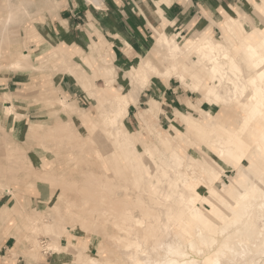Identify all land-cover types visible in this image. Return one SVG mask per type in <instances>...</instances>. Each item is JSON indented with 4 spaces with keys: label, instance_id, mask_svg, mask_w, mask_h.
Masks as SVG:
<instances>
[{
    "label": "bare ground",
    "instance_id": "6f19581e",
    "mask_svg": "<svg viewBox=\"0 0 264 264\" xmlns=\"http://www.w3.org/2000/svg\"><path fill=\"white\" fill-rule=\"evenodd\" d=\"M90 1L97 2V0ZM249 1L254 5L255 17L248 13L240 17L228 16L221 25L225 35L221 41L206 32L180 45L175 37L161 32L156 45L157 49H167L168 53L164 57L166 66L160 70L151 62L145 63L143 68L137 63L132 67L129 88L124 86L116 88L114 83L117 75L112 71L113 68L105 70L106 100L102 101L100 96H96L93 92L90 97L97 98L101 108L96 116L89 117L83 114L81 117L82 125L93 127V131L88 136L75 133L72 128L74 117L65 100L61 101L62 109L68 111L71 119L47 128V133H52L56 138L60 133L62 139L67 138V141L76 143L80 150H84L88 146L94 148L92 141H96V134L99 132L98 138L104 136L107 141H111L113 147L119 151L120 158L129 165L130 176H133L132 172L134 175L139 174L134 181L136 188H141V194L147 192V185L150 182L149 189H154L153 202H143L144 198L136 196L138 200L136 207L124 206L118 212L114 203L121 201V198L115 200L114 194L110 193L112 186L107 182L102 184L98 179L94 181V188L103 191L101 196L95 199L96 206L92 209L93 221L98 225L97 234L101 235L103 244L114 248L119 258L116 261L107 259L104 263V259L100 260L99 256L89 255L83 264H232L228 253L248 264L246 258L252 250L247 245H242L240 249L227 241L219 244L217 242L219 238L228 234L231 226L235 225H238L236 234L249 237L251 243L259 247V252L264 254V27L255 25L260 22L258 17L264 21L260 12V7L264 8V0L262 3L256 2L257 5L253 0ZM19 5L12 7L8 0H0V13H3L0 14V43L9 27L24 23L30 15L29 4L20 1ZM6 7L7 11H5ZM254 18L258 20L257 23ZM246 25L253 28L247 30ZM231 39L236 41V47L230 44ZM28 52L18 53V56H21L13 61L9 69L12 71L29 69L25 62L32 56L31 52ZM58 53L53 62L58 68H62L66 55L62 51ZM242 53L244 55H241ZM193 55L197 58L196 62L191 60ZM2 57L0 51V70ZM179 64L182 71L179 70ZM191 66L194 67L192 72L189 71ZM73 69L69 70V73ZM194 71L196 85L192 86L193 91L204 89L205 100L212 105L223 103L224 106L230 107L232 104V107L238 105L248 110L252 122L249 123L245 133L242 135V132L227 123L229 120L221 121L213 117L210 112L206 113L205 120H200L201 122L198 123L187 115L186 111L178 109L175 115L179 121L185 123V131L174 127L176 136L164 135L154 128V121H158L161 109L159 103L152 99L149 101L150 106L142 110L137 117L144 130L151 129L154 133V151L147 140H142L141 135L139 138L145 149L144 152L138 150L137 138L127 130L125 123L130 107L138 106L139 98L147 88L151 77L165 76L169 83L173 76L185 86L190 85L187 79ZM64 73L65 71L61 69L57 73V78L61 80ZM91 87L90 81L84 85L86 89ZM5 100L11 101L12 96L5 95ZM4 107V114L8 118L20 117L15 104L12 103L11 106L7 104ZM219 121L221 124L218 123ZM95 132L96 134L92 136L91 134ZM195 136L206 141L203 146L215 158L209 152L202 153L201 158L184 155L172 145V142L176 141L183 146L184 142L195 141ZM245 160L249 164L247 167L244 165ZM219 161L238 173L237 178H234L230 185L223 183V189L215 186V178L221 181L219 173L224 174L221 171L224 167ZM2 176L0 170L1 179L4 178ZM192 180L199 181L200 185H209L210 195L218 199L207 195L205 200L210 205V211L204 212L198 207L199 192L195 190V185L193 187ZM166 183L168 184L164 188ZM169 187L171 188L168 190ZM183 188L195 191V195L186 196L187 190ZM118 189L116 192H119ZM121 191L133 198L131 191L127 192L123 189ZM165 197L168 198L166 201L163 200ZM255 212L257 213L254 216ZM114 213L116 217L120 214L126 219L115 221L111 217ZM40 214L37 218H29L30 230L34 234L43 231L51 236L56 235L54 222L41 223L45 213L43 216ZM178 215L180 219L174 222ZM177 232L182 234V239ZM230 238L228 237V240ZM38 242L35 243L34 248L39 246ZM204 246L210 249H205ZM46 249L50 252L58 251L59 248L53 242L46 245ZM100 250L102 252L101 247ZM211 254L213 259H210ZM14 256L15 253L9 255V258Z\"/></svg>",
    "mask_w": 264,
    "mask_h": 264
},
{
    "label": "rangeland",
    "instance_id": "374dc122",
    "mask_svg": "<svg viewBox=\"0 0 264 264\" xmlns=\"http://www.w3.org/2000/svg\"><path fill=\"white\" fill-rule=\"evenodd\" d=\"M8 1L12 7L20 6V1L24 2L26 5L29 4L30 7L28 9L30 10V15L27 16L28 18L24 23L9 27L4 33L5 37H3V41L0 43V51H2L3 54L1 59L2 68L0 70V170H2V177H4L2 179L0 178V198L2 197L3 203H6V205L0 209V239L2 235L5 236V231L9 232L13 230L18 239L17 246L22 249L23 253H25L24 255L38 260L49 256L52 264H83L85 258L89 255L99 256L100 260L103 261L104 259V263L107 262V259L116 261L119 258V254L108 244L102 243L101 235L99 236L97 234L98 225L93 221L94 215L92 209L96 206L95 199L99 198L103 192L94 188V181L98 179L102 184L107 182V184L112 186L110 193L114 194L115 200L116 198H121V201L114 203L118 212H120V209L124 206L136 207L138 201L136 200V196L144 198L143 202H153L154 198L152 193L154 189H149L151 182L147 185V192L141 194V188H136L134 181L139 174L134 175L132 172L133 176H130L131 169L129 165L120 158L119 151L113 147L114 145L110 143L111 141H107L104 136L98 138L99 132L96 134V131L91 134L92 136L96 134L97 137L96 143L92 141L94 148L88 146L84 150H80L76 146V143L67 141V138L62 139L60 133L57 134L56 138L52 133H47L46 129L57 123L69 121L71 119L68 111L66 112L61 106V101L65 100L67 103L66 106L70 108V113L74 117L72 128L75 130V133L80 136H88L90 132L93 131V127H87V124H83L88 128L86 130L82 125L81 117L83 114H87L89 117L93 115L96 116L101 108L98 99H92L90 95H93V92H95L96 96L99 95L102 101H105L107 98V93L105 92L107 88H104L105 90L96 87L93 88L95 81L99 77L105 74L107 75L106 71H108V68L112 67V71L117 75L116 79H120V83L116 84V87L124 86L125 88H129V78L132 67L137 63L143 68L145 63L151 62L157 65L160 70L164 69L166 66L164 57L168 52L167 49H157L156 45L157 38L161 32L155 30V33L149 36L150 42L147 43V46L142 51L141 58L135 63L125 65L118 63L113 66L112 61L105 55L101 62V69L91 73L80 61L76 60L77 55L72 53L70 48H66L65 45L56 47L55 50L48 46L50 49H47L45 52L34 54V48L46 43L45 39L42 37L38 38L39 33L34 27H39L43 36H46L45 29H47V34H51L50 31H48V29L51 30V28H49V24L47 25V19L52 21L58 16L60 6L56 3V0ZM82 1L86 2L87 5L92 8L94 7L98 10L104 9L103 11H107L105 0H97L96 3L90 0ZM262 1L263 0H253L255 4L256 2L262 3ZM230 8L231 10L226 8L230 16L240 17L247 13L254 16L255 14L254 5L249 0H241V4H239L238 8H235L234 11H232L233 7ZM7 10L6 7L5 11ZM260 12L261 16L264 17V8L262 9L260 7ZM197 16L201 15L199 14ZM228 16L229 15H225V19L228 18ZM204 17V19H200L201 26L199 25L189 32L184 31L182 34H175L176 32H172L167 34L170 37H175L180 45H184L186 40L196 35L201 36L206 32L212 34L214 38L219 41L224 39L225 35L221 26V20L223 19L220 17L215 18L207 14ZM258 18L260 22L254 18V21L256 23L258 22V24L255 25H259L263 28L264 21L260 17ZM246 28L250 30L253 27L246 25ZM37 38L40 40H37ZM140 41L142 42V40ZM231 41L232 43L230 42V44L236 47V41L234 39H231ZM93 48L91 50L93 53L98 52V55L101 53L98 51V47L95 49ZM48 50H50L49 53L47 52ZM28 51L31 52L30 55L32 56L25 62V64L30 67L29 69H19L15 71L9 69L13 61L21 56H18V53L26 54L29 53ZM60 51L66 55L65 61L62 63V68H58L56 64H54L57 58L56 56L59 55L58 52ZM241 55H244V53ZM90 56L92 57V55ZM196 59L195 55H193V57L191 56L192 61ZM84 63L94 70L92 58H84ZM180 67L181 64H179V70L182 71ZM72 68L74 69L69 73V70ZM61 69L64 70L65 73L73 75L72 77L74 80L77 81L83 89V95H85V97L82 98L80 104H77L76 99L69 97V95L61 90L59 86L60 80L57 78V73L61 71ZM193 70L194 67H189V71L192 72ZM15 74L27 75L30 76L31 79L29 77L24 78L26 80L23 81L24 84L22 86L15 85L14 88L17 91L14 89V94L9 93L8 89L1 90V84L3 85L10 76ZM18 79H20V77ZM116 79L115 82L117 81ZM173 79L177 81L174 84L178 87L181 86L180 90L186 91L187 95L194 100L193 102H191V100L186 103L183 102V105L179 103L175 104V114L178 109L186 111L187 115L200 123L206 119V113L210 112L213 117L221 121H223V119L229 120L227 123L242 132V135L245 133L249 123L252 122L248 116V110L238 105L232 107V104H230V107L224 106L223 103L212 105L211 102L205 100L204 89L193 91V87L196 85L195 71L192 75H189L187 79L191 86H182L173 76L170 81ZM89 81L92 84V89L84 88L85 83L88 84ZM168 84L165 76L153 75L148 82L147 88L141 94V102L144 104L139 106L138 103V106H136L138 109L133 108L135 113L139 110L135 116H132L133 120L131 121L133 123L131 126L127 124V122L125 123L127 130L137 138V147L141 152H144L145 149L142 140H147L154 151L155 136L151 129L147 131L143 129L137 116L142 110L150 106L149 101L152 99H155L159 103L161 109L160 113L164 112L166 114L165 111H167V106L163 104V99H161V97L164 90L163 86ZM147 93L150 94L149 97H144L143 95ZM7 94L12 96L11 101L5 100V95ZM152 94L153 97H150ZM12 103L15 104L18 109L19 118H8L4 114V106L7 104L11 106ZM132 107L133 106L130 107L129 113H131ZM29 114H31L30 118ZM160 116L161 120L166 118L164 114ZM20 118L21 120H19ZM169 119H173L176 123L168 121L166 124H163L159 120H155L154 128L163 132L164 135L170 134L176 136L174 127H177L181 131H185V123L179 121L176 115H172ZM221 121L218 123L221 124ZM140 135L143 137L142 140L139 138ZM194 138L195 141L184 142L183 146L176 141H173L172 145L177 147L180 153L184 155L188 154L193 157L201 158L202 153L209 152L207 148L203 146V143L206 141H203V139L198 136ZM177 140H179V138H177ZM210 155L215 158L211 153ZM152 157L154 158V156ZM219 163L224 167L221 168L224 174L219 173L221 181L215 178V186L223 189V183L230 185L232 180L237 178L238 173L233 168L224 165L221 161H219ZM244 165L246 167L249 165L247 160L244 161ZM199 175L200 174H198V176ZM5 179H7V181H5ZM191 183L193 187L194 185L196 186L195 190L199 192L197 201L198 207L204 212L207 210L210 211V205L205 200L207 195H210L209 185H200L197 180H192ZM167 184L168 183L165 184L164 188ZM117 188H119V192H116ZM170 188L171 187H169L168 190ZM121 189L127 192L131 191L133 198L128 195L126 196ZM183 189L187 190L185 192L186 196L191 194L195 195V191H189L188 188ZM210 196L218 200L214 195ZM167 199L168 198L165 197L163 200L166 201ZM106 201L109 202V200ZM38 213H41L40 216H43L45 213V218L42 217V219L38 217L43 220L41 223L54 222L56 235L51 236V234H47L43 231H37L34 234L32 230H30L31 224L29 218H37L39 215ZM256 213L257 212H255L254 216ZM139 214L142 216L140 212H138V215ZM111 217L113 220L119 222L126 219L125 216H121L120 214L116 217L115 213L111 215ZM166 219L167 218H165V220ZM179 219L180 216L178 215L174 219V222ZM113 227L114 225L112 224V228ZM237 230L238 225L234 227L231 226L228 234L218 239V244L227 241L240 249L242 245H247L252 250L246 258L248 264H264V254L259 252V247L253 245L246 235H237ZM177 234L182 239V234L180 232H177ZM186 234L190 235L188 232H186ZM228 237L231 238L228 240ZM36 239L39 242L36 241ZM36 242H38L37 245L39 246L34 248L33 246L36 245ZM53 242L59 249L58 251L53 250L49 252L46 249V245ZM204 248L208 249L209 247L204 246ZM32 249L34 250L32 251ZM11 254L12 253H10V256ZM212 254L210 259H213ZM233 256V254L228 253V257L231 259L230 263L246 264L241 261L240 258L237 260ZM11 259L8 263L12 262ZM232 259L235 260L232 261Z\"/></svg>",
    "mask_w": 264,
    "mask_h": 264
},
{
    "label": "crops",
    "instance_id": "0c3cea01",
    "mask_svg": "<svg viewBox=\"0 0 264 264\" xmlns=\"http://www.w3.org/2000/svg\"><path fill=\"white\" fill-rule=\"evenodd\" d=\"M56 3L60 6L58 16L52 21L47 19V25L49 24V28H51L48 31L51 34H47V29H45L46 36H43L39 27H34L39 33L38 38L42 37L46 41L39 45L41 47L34 48V53L40 54L50 47L55 50L56 47L65 45L77 55L76 60L80 61L89 72L94 73L101 69V62L105 55L112 61L113 66L118 63L124 65L135 63L141 58L142 51L150 42L149 36L153 35L155 30L166 33L176 32L175 34L189 32L200 25V19H204L206 14L215 18L220 17L223 22L225 15L230 16L226 8L231 10L230 7H233L232 11H234L241 4V0H105L107 11L92 8L82 0H56ZM199 14L201 16H197ZM165 24L166 26H164ZM38 38L37 40H40ZM96 47L101 52L99 55L98 52L91 51ZM49 51L47 52L49 53ZM84 58L93 59L94 70L84 63ZM72 76L64 73L59 81V86L65 94L76 99L77 104H80L85 95ZM19 77L20 79H18ZM28 77L30 78V76L18 74L10 76L3 85L1 84V90L8 89L9 93L14 94V86H22L23 81L26 80L24 78ZM119 80L115 82V87L120 83ZM106 82L105 75L99 77L95 81L96 88H106ZM175 82L177 81L173 79L168 85L163 86V98L161 97V99L167 106V111H165L166 114L162 112L158 116V120L163 124L168 121L176 123L173 119H169L175 115V104L183 105V102L194 101L186 91H181V86H176ZM15 91L17 90L15 89ZM149 95L147 93L143 96L149 97ZM150 97H153V94ZM141 101L142 96L139 98V106L144 104ZM133 108L138 109V107L133 106L126 119L130 126L133 123L132 116L139 112L138 110L135 113ZM161 114H164L166 118L161 120ZM30 117L31 114H29ZM2 200L1 197L0 209L6 205ZM17 245L18 239L15 232L13 230L5 231V236L2 235L0 239V264H52L49 256L40 260L35 259L24 255L25 253ZM10 253H15V257L10 258L12 262L8 263Z\"/></svg>",
    "mask_w": 264,
    "mask_h": 264
}]
</instances>
